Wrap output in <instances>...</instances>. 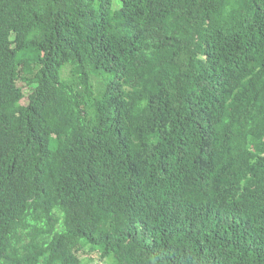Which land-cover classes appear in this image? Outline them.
Here are the masks:
<instances>
[{
  "label": "trees",
  "instance_id": "1",
  "mask_svg": "<svg viewBox=\"0 0 264 264\" xmlns=\"http://www.w3.org/2000/svg\"><path fill=\"white\" fill-rule=\"evenodd\" d=\"M81 252L264 264V0H0V264Z\"/></svg>",
  "mask_w": 264,
  "mask_h": 264
},
{
  "label": "rangeland",
  "instance_id": "2",
  "mask_svg": "<svg viewBox=\"0 0 264 264\" xmlns=\"http://www.w3.org/2000/svg\"><path fill=\"white\" fill-rule=\"evenodd\" d=\"M80 254H81V258L84 259V264H95L97 262H100V257L97 254L88 253V252H81ZM100 264L102 263L100 262Z\"/></svg>",
  "mask_w": 264,
  "mask_h": 264
}]
</instances>
